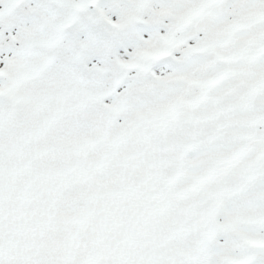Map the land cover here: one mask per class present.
<instances>
[{"label":"snow or ice","instance_id":"snow-or-ice-1","mask_svg":"<svg viewBox=\"0 0 264 264\" xmlns=\"http://www.w3.org/2000/svg\"><path fill=\"white\" fill-rule=\"evenodd\" d=\"M0 264H264V0H0Z\"/></svg>","mask_w":264,"mask_h":264}]
</instances>
